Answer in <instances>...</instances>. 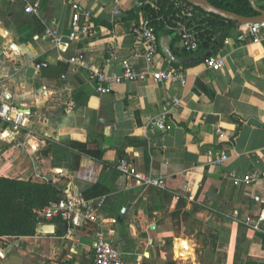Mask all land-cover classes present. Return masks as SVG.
<instances>
[{
  "label": "crops",
  "instance_id": "obj_1",
  "mask_svg": "<svg viewBox=\"0 0 264 264\" xmlns=\"http://www.w3.org/2000/svg\"><path fill=\"white\" fill-rule=\"evenodd\" d=\"M141 1L0 0V104L29 118L20 128L0 119V177L52 181L61 195L101 201L95 219L75 228L54 219L34 235L0 237V264H91L99 233L124 264H264V221L245 224L264 210V36L240 42L242 25H232L212 53L225 61L214 69L172 61L162 38L180 59L201 52L186 54L175 32L160 30L152 66L134 31ZM75 3L91 30L57 44L45 31L67 38ZM125 60L146 72L176 69L186 83L149 77L101 93L80 63L112 74ZM122 159L165 188L127 179L116 168ZM247 174L261 177L234 184Z\"/></svg>",
  "mask_w": 264,
  "mask_h": 264
},
{
  "label": "built area",
  "instance_id": "obj_2",
  "mask_svg": "<svg viewBox=\"0 0 264 264\" xmlns=\"http://www.w3.org/2000/svg\"><path fill=\"white\" fill-rule=\"evenodd\" d=\"M174 4V8L177 10L176 19L173 23L166 20V28L175 29L180 38L182 49L185 52L194 53L199 48V36L197 31V24L192 21L195 16V6L186 0H171ZM146 3H152V0L141 1L140 8ZM73 23L71 31L67 38H62L57 34L53 28H48L45 34L51 37L57 44L69 45L71 41L81 39L88 35L91 30V26L87 27L81 22L82 12L78 4H73ZM28 12H36L37 7L29 5L27 6ZM115 13H120V10H116ZM142 17L135 25L134 31L142 39L145 45V57L152 62L154 66L155 56L158 50V36L155 26L151 23L150 19L141 10ZM192 21V24H187L186 21ZM264 36V21L257 22L251 25H242V32L238 35V41L240 42H259ZM228 42V40H226ZM76 61L77 58H72ZM206 65L209 68L220 69L223 67L225 61L224 58L211 55L205 59ZM85 64L91 71L92 77L96 81L97 91L101 93H108L114 90L116 84L125 81L146 80L149 77H153L156 80H166L173 83H186V78L183 73L176 69L169 70H151L141 71L136 66L128 61H123L120 72H113L107 74L104 69L93 67L85 62ZM174 103H179V99L175 98ZM0 119L4 122L14 125L15 127H25L29 121L28 115L23 110L15 109L12 112V107L6 102L0 104ZM160 125H162L160 123ZM218 133L224 136V133L218 129ZM226 154L217 156L214 160L216 164H223L227 160ZM116 168L127 179L133 180L140 185L154 186L157 188H165V180L161 177H155L146 172L136 171L132 168L130 162L126 159H122L116 165ZM264 176V174H263ZM261 177V174H247L242 177H235L233 179L234 184L240 185L242 183H250ZM101 205V201L93 204V202L85 198L80 193L66 192L65 198H60L56 201L49 202L46 206L36 209L37 219L40 222L46 220L59 219L66 223L69 228H75L81 225L85 220H94L95 214L98 212V208ZM251 217L245 218V224L255 229L260 228V223L264 221V210H262L257 218L256 222L252 221ZM91 264H124L121 251L112 243L110 239L105 237L102 233L96 236V244L94 247V257Z\"/></svg>",
  "mask_w": 264,
  "mask_h": 264
},
{
  "label": "trees",
  "instance_id": "obj_3",
  "mask_svg": "<svg viewBox=\"0 0 264 264\" xmlns=\"http://www.w3.org/2000/svg\"><path fill=\"white\" fill-rule=\"evenodd\" d=\"M218 8L251 16L258 12L251 6L249 0H208ZM258 4V3H257ZM264 9V4H258ZM195 8L192 19L198 26L199 48L196 53H203L211 48L218 39H224L229 34L230 27L238 24L214 13H208L199 7ZM155 26L156 31L175 32V29L166 28V20L173 23L177 10L171 0H152L140 8ZM187 20L186 23L192 24ZM220 42V41H219ZM190 52H186L189 54ZM61 190L52 181L35 183L19 179L0 177V237L2 236H29L36 234V209L46 206L51 201L60 199Z\"/></svg>",
  "mask_w": 264,
  "mask_h": 264
},
{
  "label": "water",
  "instance_id": "obj_4",
  "mask_svg": "<svg viewBox=\"0 0 264 264\" xmlns=\"http://www.w3.org/2000/svg\"><path fill=\"white\" fill-rule=\"evenodd\" d=\"M186 1L193 4L196 7L201 8L205 12L214 13L228 20L235 21L241 25H251L257 22L264 21V9L260 8V6L255 2V0H249V1L251 3L252 8L256 10L258 13L255 15H251V16L241 15L233 11H229L223 8H218L215 5L211 4L208 0H186ZM169 39L170 37L161 39L162 50L174 62L189 63V62H197V61L205 60L206 58L212 55L214 49L219 45V41H217L211 48H209L207 51L199 55L180 59L171 52L170 46H169L170 44ZM65 193L61 195V198H65ZM52 226H53L52 224H41L38 231L40 233L41 232H44V233L51 232Z\"/></svg>",
  "mask_w": 264,
  "mask_h": 264
},
{
  "label": "rangeland",
  "instance_id": "obj_5",
  "mask_svg": "<svg viewBox=\"0 0 264 264\" xmlns=\"http://www.w3.org/2000/svg\"><path fill=\"white\" fill-rule=\"evenodd\" d=\"M32 260H33V257H32V256H28V257L26 258V261H28V262H32Z\"/></svg>",
  "mask_w": 264,
  "mask_h": 264
}]
</instances>
